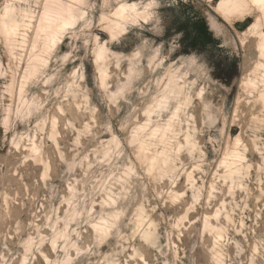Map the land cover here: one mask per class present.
I'll list each match as a JSON object with an SVG mask.
<instances>
[{
	"label": "rangeland",
	"instance_id": "1",
	"mask_svg": "<svg viewBox=\"0 0 264 264\" xmlns=\"http://www.w3.org/2000/svg\"><path fill=\"white\" fill-rule=\"evenodd\" d=\"M45 1L0 0V264H264L256 11L225 21L218 0H84L45 46ZM123 1L151 16L111 37L104 18ZM171 74L181 95L158 109Z\"/></svg>",
	"mask_w": 264,
	"mask_h": 264
},
{
	"label": "bare ground",
	"instance_id": "2",
	"mask_svg": "<svg viewBox=\"0 0 264 264\" xmlns=\"http://www.w3.org/2000/svg\"><path fill=\"white\" fill-rule=\"evenodd\" d=\"M84 0H46L42 13L39 18L38 26L36 29V34H42L45 46L51 45L56 38V35L60 33L63 29L68 26L73 25L79 17V12L81 11V6ZM213 11L221 16L225 21H230L233 18H243L249 15L252 11H256L257 16L253 23L249 25V29L258 37L256 44V50L259 55L264 56V0H218L213 6ZM13 6L12 4L6 5L4 12L1 14V19L9 18L12 15ZM150 13L146 8L138 7L136 2H120L112 11L109 16L104 19L105 32H108L111 37H114L121 33L125 25L129 22L136 20H147ZM209 25L217 33H222L221 25L217 20L209 16ZM18 23L16 21L7 22L6 25L2 26L3 33L8 37H14L17 34ZM242 33H245L242 32ZM99 64L97 65L98 70L103 78L104 66H103V56H99ZM261 68L263 73L261 74V82L264 83V61H257L256 69ZM245 85L251 84L250 80H246ZM182 87L176 82L175 77L171 74L169 78L168 91L164 93L160 99L156 100V107L158 109L166 106L170 98L173 96L181 95ZM264 94H262L263 96ZM181 97V96H180ZM186 102V98L184 99ZM186 104V103H185ZM181 106L177 104L173 111V116L177 115ZM172 126L170 120L166 123L164 127L159 129L162 132V137H165L166 132L171 130ZM173 129V128H172ZM158 130L156 127L153 131ZM189 136H187L188 139ZM186 139V140H187ZM238 140V138H236ZM140 149L141 146H138ZM139 153V152H138ZM141 154V153H140ZM241 157V153L238 151H231L225 158V163H227L229 172L236 170L237 160ZM156 163V158L152 157L150 159L149 165L152 166ZM107 221V220H106ZM105 220H100L93 224L95 231L103 234L109 228L108 223ZM141 236L145 240H150L153 237V232L150 228L146 227L141 230ZM46 258V256L44 255ZM220 264V263H217Z\"/></svg>",
	"mask_w": 264,
	"mask_h": 264
}]
</instances>
